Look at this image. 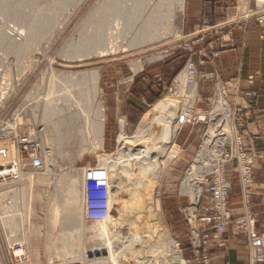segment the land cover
Returning a JSON list of instances; mask_svg holds the SVG:
<instances>
[{
    "label": "rangeland",
    "instance_id": "1",
    "mask_svg": "<svg viewBox=\"0 0 264 264\" xmlns=\"http://www.w3.org/2000/svg\"><path fill=\"white\" fill-rule=\"evenodd\" d=\"M163 1L166 0H81V2L80 0H0V147L5 144L4 146L10 149L11 158L8 162L14 161L15 157L19 164L17 173L10 172L5 176H0V195L8 192V198L0 200V232L5 236L6 245L10 246L9 241H12V237L8 229L4 228L2 221L15 222V218L22 216V214L25 219L26 214L24 213L26 211L22 210L25 209L24 205L26 206L28 200L26 198L22 204L18 202L23 194L29 196L28 193H31V221L26 224L29 230V245L27 246L28 252L22 257L23 262L26 261L27 264L28 262L30 264H55L78 261L85 262V264H90V262L95 264V261L99 260L95 257L96 252H93L90 256V254L80 250L79 246L65 255H57L56 251L49 252L48 248L51 241L56 242L57 240L56 245L55 243L52 245V250H58L64 244L63 240L59 238L64 230L82 227L77 219L73 220V216H65L66 209L64 207L67 198L82 197L85 200V222L88 223L91 218L99 219L101 217L102 193L99 188L100 181H96L92 192L88 188L90 180L84 178L75 180L67 175L68 171L94 169L100 165L95 152L90 149L89 142V145L85 144L82 147L81 145L79 147L71 145L67 147L73 151L72 154H76L75 157L77 158L73 161L74 163H70V161L66 163L65 160L70 159L71 156L67 153L62 154V152L51 160L46 154L50 150L43 149V143L44 145L47 144L45 135L48 131L45 130V126H51V132L55 137L53 139L57 142L60 141L59 133L61 131L64 133L63 130L66 129V126L61 125L60 127L59 123L63 124V119H72L75 115L80 114V107L73 106L77 102L85 105L86 111H89L90 107L93 106L90 114H84L83 116L91 117L90 120L93 121L94 125L96 124L95 128L100 129L101 124H104V144L102 149L98 148L99 152L97 151V154L99 156L112 154L111 157L116 158L119 153L118 138L121 132V120L125 123L126 134L132 136L139 130L140 121L153 107L161 101H170L167 98H170L172 94L177 99L171 102L174 109H179L177 110L179 116L176 117L178 121H175V124L180 127L179 135L175 141L179 150L178 155L166 169L157 189L152 184L147 185L153 187L151 197L153 200L156 199V201L151 199L154 206H150V211L152 213L156 212V217L159 218L155 217L156 219L153 218L152 220L149 215L142 214L138 225L145 224L151 230L149 232L153 234L162 230L166 231L167 234L169 233V236L174 240L172 241L179 247L178 250L181 249L182 256L176 259L178 255H174L175 253L170 251L171 248L164 246L165 254L163 253V258L160 259L157 256L156 258L157 252L152 251L154 247L150 245L152 248H148L151 249H147L148 251L137 248L135 249L136 252L134 249L129 252L125 251L126 254H121L126 260L124 264H140L151 259L154 260V264H160L162 261L173 264L179 262L180 259H182L181 262L185 261L187 264H199L204 257L210 260V264H214L211 248L225 249L227 243L222 248L212 242L209 251L198 253L197 248L193 247L191 241L192 231L186 219V210L193 211L195 209L198 218L204 216L203 205L204 200L209 197L207 193L208 186L213 184L212 181L218 172L224 171L231 174L233 178L237 176V182L244 199L243 203H245L244 206L247 205L246 209L248 210L253 209L254 206H251V192L255 185L253 168L251 166L252 187L245 191L242 183L244 175L241 171L240 160L242 158L250 159L252 155L246 146L248 139L245 130L247 116L242 103L247 96L255 98L256 93L245 92L240 79L226 82L219 75L211 76L201 68L206 64L216 66L224 52L236 49L235 43L240 36H245L248 39L250 33L259 32L260 40L264 41V0H201L202 6L200 7H192L194 5H192L193 0H185L184 10L176 12L172 29L165 26L166 30L161 32L160 38L141 41L143 38L139 39L137 37L140 36L138 32L142 33L148 15H152L157 3L160 5ZM110 5L115 7L114 10L117 13L113 8L111 9ZM146 5L150 6L147 7ZM104 10L107 12L105 13ZM125 11L128 13H125ZM132 11L133 13H131ZM91 44L93 48L90 47ZM141 61L143 67L136 71L135 63ZM259 75L258 72L249 75L246 80L248 86L253 87ZM191 79H194L193 83H190ZM191 88H195L197 91L196 98L191 95L187 96V90ZM179 91H183L182 97H178ZM222 95L230 104V114L226 122L234 127L236 131L234 136L236 137L233 139L234 141L231 139L225 143L223 154L220 156L218 163L215 162V157L217 158L216 148L214 154L208 153L209 155L206 154L207 157H203L201 163L211 164V166L212 163L213 166L217 164V168L201 181L199 202L194 207V205H191L193 204V198H187L190 195H184L181 186L189 168L197 161L199 152L203 148L204 142L202 143V141L208 137L209 130L211 131L212 125L216 122L212 115L216 101ZM58 108L66 114L62 113V115L52 117V120L48 121L49 123L43 122L46 110H57ZM182 113L192 117L190 123L185 125L179 123ZM67 114L71 117L69 118ZM219 114H221L219 119L224 116L223 113ZM97 125L98 127H96ZM223 128L222 126L221 129L225 130ZM98 133L99 138L102 132L98 131ZM94 135H96V132L92 134V136ZM26 137L31 138L30 143L24 140ZM76 138L79 141L85 138L83 141L87 142V138L83 133L77 135ZM95 142V147H100L98 140H95ZM25 145H29L28 152L25 151ZM213 147H215L214 144L211 145V148ZM82 148L85 149L82 150ZM13 151L15 152L14 156H12ZM34 156L42 160L41 169L28 167L29 169L26 168L27 171L23 170L21 161L27 165ZM250 162L253 164L252 160ZM11 166L12 163L3 165L0 160V170L7 169L11 171ZM23 168L25 169L24 166ZM119 169L115 171L117 174V177L116 174L114 175L117 178L116 181L118 179L122 180L124 176V170L121 167ZM134 172L136 173L130 175V178H134L130 180L139 177V173ZM135 174H138V176H135ZM121 175L122 179L120 178ZM4 179L6 180L4 181ZM29 181L32 182L33 187H31L32 185L27 186ZM106 181L111 183L110 179ZM235 182V179H230L231 194ZM130 187L128 189L131 192L136 191L134 187ZM140 187L142 188V186ZM144 187H146V184ZM139 188L134 195L143 191ZM85 190H87V193ZM130 191L129 193L121 192L122 194L118 195V201L113 202L108 207L111 210L109 214L113 215L111 216L113 217L112 220L119 219L128 222L132 216H135L134 213L137 210H133L134 213L129 216L124 212L127 210L124 208H128L130 202L133 201L130 200V198H133V194H131V197L129 196ZM143 194L142 192L138 195L143 196ZM231 194L228 202L231 209V220L226 226L224 239L228 226L232 225L233 230L237 231L238 229L234 225L235 219L245 218L248 212L245 211L240 217H233ZM15 195L16 200L14 201ZM245 198H249V202L245 201ZM126 200L127 202L130 200L129 204ZM16 203L22 210L19 208L15 212L16 208L14 206H16ZM56 203H59V209L55 210ZM52 212L55 213L53 218L50 216ZM249 214L255 219V214ZM149 217L150 220L147 219ZM63 223L69 224V226L64 227L62 226ZM21 224L24 228L25 225L22 220ZM202 227L204 229V226ZM110 228L108 227V229ZM126 230L127 227L121 230L123 233L121 235L120 232V237L123 236L124 239H128L125 233ZM206 232L215 234L213 228ZM256 234L257 229L254 231V236ZM3 235L1 239L4 240ZM259 239L260 247L264 250V237ZM71 242L74 243V240H71ZM83 244L84 247L93 246V242L88 240ZM127 244H130L129 240ZM153 245L155 246V244ZM121 250H123L121 244L118 246L112 245L111 248L108 247L109 261L103 262L121 264L118 260V258H121ZM196 254H200V256L197 258ZM75 257L77 258L75 259ZM105 258L101 257L100 259ZM261 264H264V262Z\"/></svg>",
    "mask_w": 264,
    "mask_h": 264
},
{
    "label": "bare ground",
    "instance_id": "2",
    "mask_svg": "<svg viewBox=\"0 0 264 264\" xmlns=\"http://www.w3.org/2000/svg\"><path fill=\"white\" fill-rule=\"evenodd\" d=\"M80 2H81V0H80ZM150 2H152V1H150ZM24 3H26V2H24ZM145 3H147V2H145ZM140 5H143V4H140ZM153 5H155V4H153ZM108 6H109V4H108ZM148 6H150V5H148ZM184 6H185V0H166V1L161 2L160 5H158V3H157V6H155L156 9H154L152 12L153 14L148 15L149 16L148 19L145 20V24H144L145 28L143 27L144 29H142V33L138 32V34L140 36H137V37L139 39L143 38L141 41H143L144 39L145 40H155V38L156 39L160 38L159 36L161 35V32H163V30H166L165 29L166 27H168V28L172 27V24L176 18V12H182L184 10ZM110 7H111V5H110ZM137 7H139V6H137ZM142 7H145V6H142ZM107 8H109V7H107ZM112 8H113V10L115 9V7H111V9ZM135 8H136V6H135ZM139 10H140V8H139ZM139 10H137V11H139ZM143 10H142V13H143ZM134 11H135V9H134ZM8 12H9V10H8ZM106 12L107 11H105V13ZM115 12L117 13V11H115ZM125 13H128V12L125 11ZM129 13H130V11H129ZM131 13H133V11ZM135 14H137V13H135ZM130 16H131V14H130ZM139 16L142 17L141 15H139ZM143 16H144V14H143ZM103 17H105V16H103ZM136 17H135V19H136ZM144 18H145V16H144ZM93 20H91V21H93ZM128 20H127V22H128ZM137 20H138V18H137ZM135 22H136V20L134 21V23ZM103 23H104V21H103ZM129 24H131V23H129ZM107 26H109V25H107ZM141 26H143V25H141ZM162 26H164V28H162ZM30 27H32V26H30ZM134 27H135V25L133 26V28ZM116 30L118 31L117 27H116ZM162 37H163V35H162ZM138 38H137V40H138ZM87 47H89V46H87ZM90 47L93 48V45L91 44ZM87 49H89V48H87ZM142 67H143L142 61L139 63L137 62V64L135 63L136 71L137 70L139 71V69H141ZM187 75H188V73H187ZM187 75H186V77H187ZM52 76H53V74H52ZM93 76L95 78H98V77H96V75H93ZM193 87H196V86H193ZM187 91H188L186 93L187 96L191 95L194 98H196L197 91L195 90V88L188 89ZM182 93H183V91H181V92L179 91L178 97L181 96ZM172 95L170 96V98H167L170 101H165V100L161 101L160 103H158V105H156L155 107L152 108V110L142 119V121H140L141 123L139 125V130L136 131L135 134H132V136H128L126 134L125 123L122 120L120 121L121 122L120 123L121 132H120L119 138H118L119 153H118V156H116V158L111 157L112 154L108 155V156L107 155H100L99 156L97 154L98 148L102 149V146L104 144V142H103L104 141V132H103L104 124L103 123L101 124L102 127L100 126V129L95 128L96 124L94 125L93 121L90 120L91 117L83 116L84 114L89 115L93 106L90 107L91 109L89 111H86V109L84 108L85 105H82V103L78 104L79 102H77V104L73 103L75 105L72 104L74 107L75 106L77 108L80 107L79 109H81L80 110L81 115L80 114L78 116L75 115L74 117H72V119H67V120L63 119L62 120L63 124L59 123L60 127H61V125H63V126H66V129L63 130L64 133L62 131L59 133L60 141H58V142H57V140L53 139L54 136H53L51 129H50L51 126H47V127L45 126V130L48 131L47 134L45 135L46 140H47V144L44 145V143H43V146H44L43 149L50 150L46 154L48 155V158L51 160L56 158L57 154L62 152V154L67 153L71 156L70 159L65 160L66 163H68V161H70V163H74L73 161L77 158V157H75L76 154H72L73 151L68 149L67 147H69V145H71L73 147H79L81 145V147H82L83 145L88 144V142H89V144L91 145L90 149L93 150L92 152H95V155L97 156V159L99 160L98 163L100 165L97 164L99 166L98 167L96 166L97 167V168L95 167L96 169L95 168L94 169H83V170L77 169L74 171H68L67 175H69V178H72L75 180L80 179V178H84L85 180H90L88 188L92 192L94 191L96 181H100L99 188H100L101 193H102V199H101V203H100V206L102 208L101 217H99V219L98 218H95V219L91 218L88 221V223L84 221V204H86L85 200H83L82 197H80V198L79 197H76V198L71 197V199H68V198L66 199V205L64 207V209H66V211H65L66 215L65 216L66 217H72L73 216V220L77 219V221H79V223L82 225V227H79V228L73 229V230H64L59 237L63 240L64 244L62 246H60L58 250H54V249L52 250V245L54 243L56 245V243L58 241L57 240H56V242H54V240L51 241L49 243V246H48L49 252L50 251H56L55 253H57V255H59V254L65 255V254L69 253L70 250H73L79 246L80 250H83L84 253H86V254H90V256L92 255L93 252H96L95 257H97L99 260H96L95 264H107L103 261H109L108 257H110V254L107 251L108 247L111 248L112 245L118 246L119 244H121L123 246V250H121L122 252L120 253L121 258H118V260L120 261L121 264H124V262L126 263L124 256H122L121 254H126L125 251L129 252V251H132L133 249L135 250L136 248L137 249H144V251H145L148 248L154 247L152 249V251L157 252L155 257L157 256L158 258L162 259L163 253L165 254L163 247L167 246L168 248H171L170 249L171 252L173 251L175 253L174 255H178V256H176V259L177 258L179 259L181 257V252H180L181 249L178 250L177 245H175V242H173L174 240L169 236V233L167 234L166 231L162 230V231H157L156 234L155 233L153 234L152 232H149L151 230H149L147 228V226H145V224L141 225V226L138 225L140 223L139 221L141 219L142 214L149 215L152 218V220H153V218H154V220L156 218H159V217H156V214H155L156 212L152 213V211H150V206H154V205H152V201H151V199H152L151 193H153V191H152L153 187H149L147 185L152 184L157 189V186L160 183V180H161L163 174L166 172V169L172 163V161L175 159V157L178 155V152H179V150L175 144V141H176V139L179 135V131H180V127L175 124V121H178V120H176V117L178 115L177 110H179V109L176 110L172 107L173 103L171 101L177 100V99H175V96H172ZM99 108H101V107H99ZM214 109L215 110H214V113L212 115V118H214V121H216V122L213 125L211 124L213 127H212L211 131L209 130V134H207L208 137L206 136L207 138L202 141V143L204 142L203 148L201 149V152H199L200 154L197 157V161H195L193 163V165L189 168L188 172L186 173L185 178L183 179L182 186H181L182 187L181 188L182 193L184 195L185 194L190 195V197H187V198H190V199L193 198V201L191 200L193 202V204H191V205H194V207L197 206V204L199 202L200 193H201V187H200L201 181L204 180L205 176L209 175L214 169L217 168L216 167L217 164L216 165L214 164L215 166H213V163H212V166H211V164L201 163V161L203 160V157L206 156V154H208V153H213L214 149L216 148L217 149V152H216L217 155L216 156L218 159L215 157L216 160L215 159L214 160L216 163H218L220 161V159H219L220 156L223 154L225 143L228 140H231V139L233 140L236 137V136H234V135H236L235 134L236 131L234 130V127H232V125H230L229 122L228 123L226 122L227 118L230 114V111H229L230 110V104L225 99L224 95H222L220 97V99L218 101H216ZM60 110H59V108L57 110H55V109L46 110V112H45L46 115L43 118V122L51 121L52 117L58 116L59 114L62 115L63 112H61ZM180 111H182V110H180ZM69 112H71V111H69ZM76 112H77V110H76ZM219 113L224 114V116L220 117V119H219V116L221 114H219ZM68 116H69V118L71 117V115H68ZM81 116H83L84 118L83 117L81 118ZM104 118H105V116H104ZM202 119H204V118H202ZM62 121H60V122H62ZM56 122H58V121L56 120ZM52 123H50V124H52ZM177 124H179V123H177ZM42 125H44V124H42ZM222 126L225 128V130L221 129ZM96 127H98V125ZM93 128H94V130H93ZM72 130L74 131V133ZM93 131L96 132V135H94V136H92V134L94 133ZM98 131L102 132V133H100L99 138H98V134H99ZM224 131H225V133H223ZM82 133L87 138V142L83 141L85 138L81 139V141H79V139L76 138L77 135H80ZM8 135H9V132H8ZM81 137H84V136H81ZM92 139H94V141H92ZM95 140H98L100 147H95L96 146ZM213 144L215 147L211 148V145H213ZM4 145L0 147V160L3 162V165L8 164V163H13L14 165H16V167H14V169L12 171H9L7 169L0 170V176H5L6 174H8L10 172H13L15 174L18 172L17 169L19 168L18 161L15 157H14V161L8 162L11 158V151L7 146H4ZM84 149L82 148V150H84ZM103 149H104V147H103ZM14 153L15 152L13 151L12 156H14ZM80 153H82V152H80ZM81 157H83V156H81ZM245 160L246 161H244L242 163L247 162L249 160V158L245 159ZM118 167L119 168L121 167V169L124 170V176L122 179V175H121L120 178L122 180L118 179V181H116L117 180V178H116L117 174L115 173V171H118V170H116V169H119ZM127 169H129V170H127ZM135 169H138V170H135ZM71 170H73V169H71ZM134 171H137L139 173V177H137L133 180H130L131 178H134V177L130 178V175H132V173H136ZM115 174H116V177L114 176ZM136 175L138 176V174H135V176ZM153 177H154V181H153ZM218 177L219 176H217V178ZM228 177L231 179L232 175L228 174ZM147 178H150V179H147ZM109 179L111 180V183H107L106 180H109ZM151 179H152V181H151ZM31 181H29V184L27 186L32 185ZM110 184H111V186H109ZM145 184H146V187H144ZM130 186L134 187V190H136V191L138 190V188L140 186H142V188L140 187L141 189L140 188L139 189L143 190L142 191L144 193L143 196L138 195V194L142 193L141 191H140L141 193L134 195L137 192L136 191L131 192L128 189V187H130ZM31 187H33V185ZM132 187H130V188H132ZM135 187H138V188H135ZM31 191H29V192H31ZM86 191L87 190H85V192ZM129 191H130V195H129L130 197H131V194H133L132 195L133 198H130V200L132 199L133 201H131L129 204L130 200L127 202V200H128L127 199L126 202L129 204V207L128 208H124L123 206L122 207L124 209H127L124 212H126V214L128 216L131 215V213H134L133 210L134 211L137 210L136 213H134L135 216L134 217L132 216L128 222L127 221L123 222L119 219H113L112 220L113 217H111V216H113V215L109 214V212H111V210L108 207L111 206V204H113V202L118 201V198H119L118 195L122 194L121 192L129 193ZM28 194H29V196H27L26 194H23L22 197L19 198V202H18V203L22 204L23 201H25L27 198L28 201H26V206L24 205L25 209L22 210L17 205V203H16V206H14L16 208L15 212L19 208L22 211H26V213H24V214H26L25 219H24V217H22L23 216V214H22V216L15 218V222H10L7 220H6V222L2 221L4 228L8 229V231L11 234L10 236L12 237V241H9L10 246H11L10 250L13 249V252L16 254V256H18L17 259L21 262V264H27L26 261H24L26 263L23 262L22 257H23V255H25L28 252L27 246L29 245V241H28L29 230L27 229L26 224H29L31 221L30 219H31L32 194L31 193H28ZM155 194H156V192H155ZM127 195H126V197H127ZM7 196H8V192L3 193L2 195H0V200L7 199L8 198ZM129 196H128V198H129ZM158 196H159V194H158ZM122 198H123V196H122ZM124 198H125V196H124ZM143 199L145 202L143 201ZM10 200L12 201V199H10ZM13 200L14 201L16 200V195H15V198ZM153 201H156V199ZM147 203H149V204H147ZM128 204H127V206H128ZM91 208L93 209L92 206H91ZM54 209L55 210L59 209V203L55 204ZM193 212H195V209H193ZM54 215H55V213L54 214H53V212L50 213V216L52 218ZM150 217L147 219L150 220ZM21 220L23 221V223L25 225L24 228L21 224ZM157 221H158V219H157ZM62 226L66 227V226H69V224L63 223ZM108 227H111L112 229L111 228L108 229ZM125 227H127V230L125 233L127 234L128 239H124L123 236L120 237V232L122 235L123 232L121 230ZM155 227H156V225H155ZM109 231H111L110 232L111 234L108 233ZM112 232H114V233H112ZM86 233H87V235H86ZM88 235H90V236L88 238H86ZM152 237H153V239H152ZM71 240H74V243H72ZM87 240L90 242H93V246L89 245V246L84 247L83 243L86 242ZM128 240H129V243L131 244V245L129 244L130 246L127 244ZM151 241H152V243L150 244ZM116 244H118V245H116ZM153 244H155V246ZM17 245H18V247L16 249H14V247ZM150 245H152V247H150ZM15 250H16V252H15ZM148 250H151V249H148ZM135 252H136V250H135ZM101 257H106V258L100 259ZM76 258L77 257H75V259ZM152 258H154V257H152ZM142 263L154 264V260L153 259L146 260V261H143ZM142 263H140V264H142ZM161 263L167 264V263H165V261H162ZM0 264H4L3 259H0ZM28 264H30V263L28 262ZM90 264H93V262L92 263L90 262Z\"/></svg>",
    "mask_w": 264,
    "mask_h": 264
},
{
    "label": "crops",
    "instance_id": "3",
    "mask_svg": "<svg viewBox=\"0 0 264 264\" xmlns=\"http://www.w3.org/2000/svg\"><path fill=\"white\" fill-rule=\"evenodd\" d=\"M192 2H194L192 7L202 6L201 0ZM259 36V32H252L248 35V39L245 36L238 37L234 51L224 52L216 66L206 64L201 68L211 76L219 75L226 82L240 79L245 92L256 93L255 98L245 97L242 105L247 116L246 146L252 154L250 160L253 161L252 168L255 176V185L251 192V206L254 207L250 213L256 216L257 234L249 237L243 232L233 230L232 225L228 226L225 236L227 247L225 249L211 248L214 264H261L264 262V250L260 247L259 239L264 237V41H261ZM256 72L260 75L255 85L248 86L246 83L248 76ZM231 178L236 181L231 202L232 215L237 218L247 210L237 176Z\"/></svg>",
    "mask_w": 264,
    "mask_h": 264
},
{
    "label": "built area",
    "instance_id": "4",
    "mask_svg": "<svg viewBox=\"0 0 264 264\" xmlns=\"http://www.w3.org/2000/svg\"><path fill=\"white\" fill-rule=\"evenodd\" d=\"M194 80V79H193ZM193 80H190V83H193ZM192 120V117L186 114H181L179 123L181 125H185L190 123ZM24 140L27 143H30L31 141L28 137L24 138ZM25 151H29V145H25ZM33 150L35 151L34 147ZM21 152V150H20ZM246 158H242V160H239L241 162V171L243 172V178L242 183L244 186L245 191L250 189L252 187L253 181H252V169L251 165L252 162H250V159L242 163ZM22 169L27 171L26 168L30 167L31 169H41L42 167V160L34 156L32 160H30L29 164L25 165L22 161ZM25 167V169L23 168ZM16 165L12 163L11 169L13 170ZM29 169V168H28ZM11 170V171H12ZM13 173V172H12ZM217 176H219L217 178ZM6 179H4L5 181ZM213 184L211 186H208L207 193L209 197L204 200V216L201 218L197 217V210L193 212L192 210L187 209L186 219L187 222L190 224V229L192 231L191 234V241L193 244V247L197 248V252L200 253V251L207 252L209 251V246L212 242L218 244L219 247L224 248L226 245L225 239L223 238L224 233L226 232V226L229 224L231 220V209L229 208L228 202H229V196L231 194V183L230 178L228 177V174L224 171L218 172L216 174L215 179H213ZM249 198H245V201L249 202ZM249 204V203H248ZM247 207V205H246ZM247 216L245 218L241 219H235V227L238 229L239 232H243L244 234L248 235L249 237L254 236L255 231V225L256 220L250 216V210L246 209ZM204 226V229L203 227ZM213 228V233H207L209 229ZM205 230L204 232H202ZM213 234V236H211ZM2 233L0 232V259H3L4 264H21V262L17 259L18 256L13 252V249L10 250V246L6 245L5 236L4 240L1 239ZM3 238V237H2ZM5 242V243H4ZM15 246L14 248H17ZM178 247V246H177ZM7 248L8 250H6ZM179 248V247H178ZM5 250V251H4ZM197 258L200 256V254H196ZM182 256V255H181ZM206 256V255H204ZM180 259L179 262H175L173 264H187V262ZM176 261V260H175ZM55 264H85V262H61V263H55ZM199 264H210V260L205 258L200 261Z\"/></svg>",
    "mask_w": 264,
    "mask_h": 264
}]
</instances>
